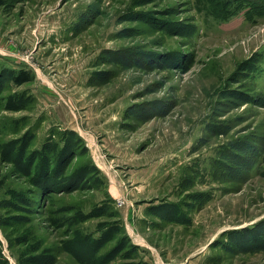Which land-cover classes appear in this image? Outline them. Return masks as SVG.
Listing matches in <instances>:
<instances>
[{
  "label": "rangeland",
  "instance_id": "rangeland-1",
  "mask_svg": "<svg viewBox=\"0 0 264 264\" xmlns=\"http://www.w3.org/2000/svg\"><path fill=\"white\" fill-rule=\"evenodd\" d=\"M155 260L264 264V0H0V264Z\"/></svg>",
  "mask_w": 264,
  "mask_h": 264
},
{
  "label": "trees",
  "instance_id": "trees-1",
  "mask_svg": "<svg viewBox=\"0 0 264 264\" xmlns=\"http://www.w3.org/2000/svg\"><path fill=\"white\" fill-rule=\"evenodd\" d=\"M24 80H26V77H25V79H23L22 81H24ZM127 242L130 243V239H129V237L127 238ZM131 244L134 245L132 242H131ZM131 244H130V246H132Z\"/></svg>",
  "mask_w": 264,
  "mask_h": 264
},
{
  "label": "crops",
  "instance_id": "crops-1",
  "mask_svg": "<svg viewBox=\"0 0 264 264\" xmlns=\"http://www.w3.org/2000/svg\"><path fill=\"white\" fill-rule=\"evenodd\" d=\"M142 242H143V243H146L145 245H147V244H148L147 242H145V241H143V240H142Z\"/></svg>",
  "mask_w": 264,
  "mask_h": 264
},
{
  "label": "built area",
  "instance_id": "built-area-1",
  "mask_svg": "<svg viewBox=\"0 0 264 264\" xmlns=\"http://www.w3.org/2000/svg\"><path fill=\"white\" fill-rule=\"evenodd\" d=\"M155 263L158 264V262L155 260Z\"/></svg>",
  "mask_w": 264,
  "mask_h": 264
},
{
  "label": "bare ground",
  "instance_id": "bare-ground-1",
  "mask_svg": "<svg viewBox=\"0 0 264 264\" xmlns=\"http://www.w3.org/2000/svg\"><path fill=\"white\" fill-rule=\"evenodd\" d=\"M111 175V174H110Z\"/></svg>",
  "mask_w": 264,
  "mask_h": 264
}]
</instances>
